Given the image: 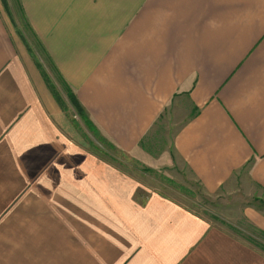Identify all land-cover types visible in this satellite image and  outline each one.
I'll list each match as a JSON object with an SVG mask.
<instances>
[{
	"label": "crops",
	"instance_id": "crops-1",
	"mask_svg": "<svg viewBox=\"0 0 264 264\" xmlns=\"http://www.w3.org/2000/svg\"><path fill=\"white\" fill-rule=\"evenodd\" d=\"M18 1L104 137L148 167L185 166L206 196L239 183L253 199L241 213L264 231V0ZM7 19L0 7V264H264L179 202L138 199ZM184 107L171 150L143 148Z\"/></svg>",
	"mask_w": 264,
	"mask_h": 264
},
{
	"label": "rangeland",
	"instance_id": "rangeland-1",
	"mask_svg": "<svg viewBox=\"0 0 264 264\" xmlns=\"http://www.w3.org/2000/svg\"><path fill=\"white\" fill-rule=\"evenodd\" d=\"M0 7L7 15L8 23L15 36L20 39L32 60L41 71L47 86L51 89L60 105L66 111H73L77 125L85 135L89 146L98 157L113 160L121 171L132 177L138 186L136 197L146 199L153 193L173 199L180 204L205 216L213 224L225 227L231 234L245 238L248 242L264 253V231L247 221L241 210L247 206L246 188L239 183L234 192H218L212 196L203 193L201 184L183 165L163 163V168H151L143 165L130 154L117 149L92 123L89 115L78 112L68 96L67 84L55 69L44 45L33 33L27 14L18 0H0ZM68 99L70 104L65 100ZM187 107L180 110L166 111L142 142L143 148L153 155L163 151V156L171 150L173 138L179 129V124L187 115ZM78 118V119H77ZM264 207V200H256Z\"/></svg>",
	"mask_w": 264,
	"mask_h": 264
},
{
	"label": "trees",
	"instance_id": "trees-1",
	"mask_svg": "<svg viewBox=\"0 0 264 264\" xmlns=\"http://www.w3.org/2000/svg\"><path fill=\"white\" fill-rule=\"evenodd\" d=\"M68 92L70 93L68 96L72 99L71 103L73 104V106L78 107V112L83 114L84 113V109L80 106L77 97L72 93L70 88H68Z\"/></svg>",
	"mask_w": 264,
	"mask_h": 264
}]
</instances>
